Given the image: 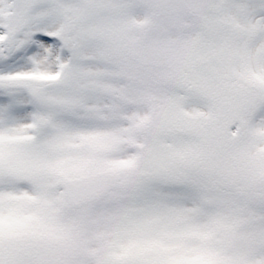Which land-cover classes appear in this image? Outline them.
I'll list each match as a JSON object with an SVG mask.
<instances>
[{
  "label": "snow or ice",
  "instance_id": "1",
  "mask_svg": "<svg viewBox=\"0 0 264 264\" xmlns=\"http://www.w3.org/2000/svg\"><path fill=\"white\" fill-rule=\"evenodd\" d=\"M0 264H264V0H0Z\"/></svg>",
  "mask_w": 264,
  "mask_h": 264
}]
</instances>
